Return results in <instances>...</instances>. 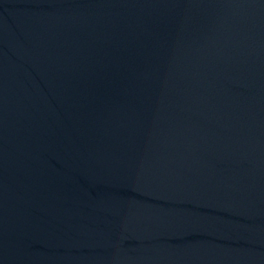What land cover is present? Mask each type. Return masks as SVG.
I'll return each mask as SVG.
<instances>
[{
    "label": "water",
    "instance_id": "95a60500",
    "mask_svg": "<svg viewBox=\"0 0 264 264\" xmlns=\"http://www.w3.org/2000/svg\"><path fill=\"white\" fill-rule=\"evenodd\" d=\"M0 264H264V0H0Z\"/></svg>",
    "mask_w": 264,
    "mask_h": 264
}]
</instances>
